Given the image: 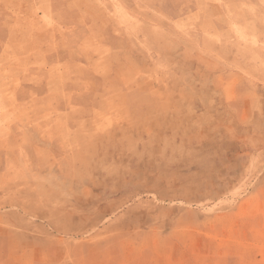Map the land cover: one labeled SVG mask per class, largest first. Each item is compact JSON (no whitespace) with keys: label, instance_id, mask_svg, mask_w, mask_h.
<instances>
[{"label":"rangeland","instance_id":"obj_1","mask_svg":"<svg viewBox=\"0 0 264 264\" xmlns=\"http://www.w3.org/2000/svg\"><path fill=\"white\" fill-rule=\"evenodd\" d=\"M0 100V264H264V0H0Z\"/></svg>","mask_w":264,"mask_h":264},{"label":"bare ground","instance_id":"obj_2","mask_svg":"<svg viewBox=\"0 0 264 264\" xmlns=\"http://www.w3.org/2000/svg\"><path fill=\"white\" fill-rule=\"evenodd\" d=\"M159 3V2H158ZM201 6V5H200ZM199 6V7H200ZM262 8V7H261ZM149 9V8H148ZM200 11V10H199ZM234 12V11H233ZM197 13V12H196ZM244 13V12H243ZM239 14V13H238ZM242 15V14H241ZM191 18V17H190ZM133 19V18H132ZM185 20V19H184ZM183 20V21H184ZM165 21V20H164ZM167 21V20H166ZM212 22V21H211ZM189 25V24H188ZM175 26V25H174ZM196 26V25H195ZM233 26V25H232ZM179 27V26H178ZM216 28V27H215ZM224 29V28H223ZM215 30V29H214ZM204 33V32H203ZM238 33V32H237ZM31 34V33H30ZM167 34V33H166ZM209 34V33H208ZM205 35H206V33H205ZM212 35V34H211ZM244 35V34H243ZM13 36V35H12ZM10 37V36H9ZM214 37V36H213ZM217 40V39H216ZM249 42V41H248ZM28 43V42H27ZM31 43V42H30ZM84 44V43H83ZM91 45V44H90ZM89 45V46H90ZM247 49V48H246ZM28 51V50H27ZM53 52V51H52ZM249 53V52H248ZM43 56V55H42ZM129 66V65H128ZM82 67V66H81ZM23 68V67H22ZM21 70V69H20ZM53 70V69H52ZM101 70V69H100ZM58 71V70H57ZM137 72V71H136ZM50 73V72H49ZM129 73V72H128ZM131 74V73H130ZM128 77V76H127ZM4 78V77H3ZM116 78V77H115ZM60 82V81H59ZM57 83V82H56ZM83 83V82H82ZM60 86V85H59ZM57 88V87H56ZM60 88V87H59ZM58 90H60V89H58ZM71 91V90H70ZM26 97V96H25ZM6 98V97H5ZM1 101V100H0ZM4 107V106H3ZM28 107V106H27ZM16 109V108H15ZM10 112V111H9ZM10 114V113H9ZM35 114V113H34ZM60 115H62V114H60ZM21 116V115H20ZM40 118V117H39ZM9 119V118H8ZM7 120V119H6ZM41 120V119H40ZM10 121V120H9ZM12 121V120H11ZM79 121V120H78ZM39 122V121H38ZM54 123V122H53ZM49 124V123H48ZM43 126V125H42ZM66 129V128H65ZM63 130V129H62ZM63 132V131H62ZM76 134V133H75ZM63 137H64V135H63ZM67 137V136H66ZM59 138V137H58ZM62 138V137H61ZM64 143V142H63ZM74 144V143H73ZM77 146V145H76Z\"/></svg>","mask_w":264,"mask_h":264}]
</instances>
